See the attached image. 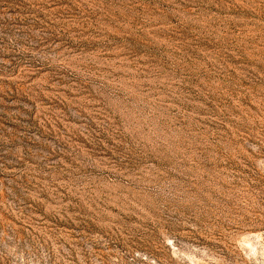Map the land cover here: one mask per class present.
Segmentation results:
<instances>
[{"label": "rangeland", "instance_id": "rangeland-1", "mask_svg": "<svg viewBox=\"0 0 264 264\" xmlns=\"http://www.w3.org/2000/svg\"><path fill=\"white\" fill-rule=\"evenodd\" d=\"M0 264H264V0H0Z\"/></svg>", "mask_w": 264, "mask_h": 264}]
</instances>
